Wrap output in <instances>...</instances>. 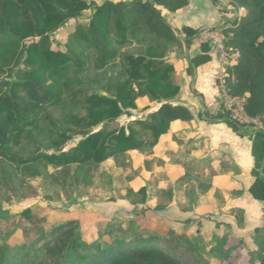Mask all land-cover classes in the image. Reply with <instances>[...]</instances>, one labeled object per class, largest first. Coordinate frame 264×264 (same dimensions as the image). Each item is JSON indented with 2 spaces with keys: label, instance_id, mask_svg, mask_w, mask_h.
<instances>
[{
  "label": "trees",
  "instance_id": "16d2710c",
  "mask_svg": "<svg viewBox=\"0 0 264 264\" xmlns=\"http://www.w3.org/2000/svg\"><path fill=\"white\" fill-rule=\"evenodd\" d=\"M229 1L245 13L234 21L235 27L223 30L225 48L234 53L222 75L224 88L234 97L247 94L246 113L264 121V0ZM188 2L0 0V186L15 191L20 181L43 175L69 180L75 186L81 181L90 184L92 171L103 161L118 160L130 150H146L173 122L192 120L188 107L169 101L180 86L173 80L175 67L167 56L174 47L189 48L199 30L186 25L176 29L161 12V8L176 12ZM91 6L88 23H76ZM72 21L74 24L66 25ZM62 26L67 27V37L63 42L53 41L51 34ZM128 45L137 47V52L130 51ZM209 51V42L202 41L199 51L187 57L189 75L209 62ZM118 60L121 77L110 87L112 94L82 85L84 78L116 66ZM146 95L163 101L148 118L114 127L120 115L136 107V98ZM53 110L60 116L54 117ZM198 117L225 122L243 134L222 106L216 113L199 111ZM100 124L102 127L93 129ZM35 133L46 135L54 150L26 152L23 145H36ZM145 134L149 138L143 137ZM73 135L82 138L65 148ZM252 155L256 178L250 193L264 201V180L257 176V169L264 167L262 131L252 132ZM48 166L53 173L48 172ZM20 217V226L27 231L34 222L31 210L24 209ZM75 223L37 230L36 242L46 236L51 241L57 239L51 251L52 264H198V258L185 254L190 249L186 243L175 242L173 232L169 237L142 232L89 242L77 239L74 232L61 239ZM27 243L0 246V264H11L14 256H25L20 263L37 264L38 249Z\"/></svg>",
  "mask_w": 264,
  "mask_h": 264
},
{
  "label": "rangeland",
  "instance_id": "374dc122",
  "mask_svg": "<svg viewBox=\"0 0 264 264\" xmlns=\"http://www.w3.org/2000/svg\"><path fill=\"white\" fill-rule=\"evenodd\" d=\"M86 1L101 4L104 0ZM123 1L129 2L131 0ZM215 5L223 14L231 13L230 20H222L221 23L210 28H201L195 37L208 42L214 40V37H220L221 45L218 54L223 63L227 61V64H224L226 68L233 62L234 53L227 51L225 48L223 30L235 27L234 21H238L245 13V9L237 7L234 2L229 0H216ZM92 11L93 6L82 11L76 23L87 24ZM161 12L174 28H181L174 26L170 18L171 14L167 10L161 8ZM208 15L206 16L207 19L202 17L199 23L212 22L214 15L212 13ZM70 24H74L73 21L66 25ZM203 31H206L208 35L203 36L201 34ZM66 37V26L60 27L51 34V39L55 42H63ZM127 48L133 52H137L138 49L134 45H128ZM189 48L174 47L173 51L167 56L175 67L173 80L180 86L179 93L169 100L175 104L187 101L188 94L186 90L193 92L194 80H190L186 84L183 78L185 66L187 65V54L190 53ZM223 51L226 53V57H222ZM119 77H121L120 60H118L116 66L110 67L98 75L93 74L88 78H84L82 85L91 91L112 94L113 90L110 87ZM220 95L221 87L219 98ZM162 101L153 100L148 95L136 98V107L128 109L120 115L115 120L114 127H127L131 120L148 118L149 114L155 111ZM198 107L201 111V107ZM219 107V105L212 107L209 111L216 113L221 109ZM196 108L193 109L195 113L198 112ZM53 115L59 117L60 113L53 110ZM100 127H102V124L93 127V129ZM182 129L185 130L178 127L179 132ZM247 130L248 127H240V131L244 133H247ZM34 137L36 145L31 143L23 145L26 152L32 153L38 149L54 150L46 135L35 133ZM143 137L149 138L148 134ZM81 138V135H73L64 144V147L76 144ZM23 149L21 148L20 151H23ZM178 153L174 152L173 154L169 151L166 141L156 148L152 146L146 150L127 151L118 160L109 158L96 166L92 171L90 184L81 181L75 186L69 180L62 182L57 177L43 175L20 181V185L15 191L0 186V246H14L28 241L27 245L33 250L38 249L39 260L37 264L43 261L52 264L51 251L54 249L57 239L51 241L50 237L46 236L36 242L34 241L37 235L36 232L41 229L49 230L51 227L67 221H76V223L61 239L68 238L74 232H77V239L86 242L99 237L102 241H107L111 235H129L142 232H155L160 237L171 236L173 230L170 228L168 219L161 213L164 211L167 199L171 196L172 188L166 187L165 184L158 186V190L161 191L159 194L160 199L155 205L153 201V182L155 180L161 179L160 181L163 182L165 177L178 176L184 179L188 178L191 180V185L186 186L189 194H194V191L198 189H205L208 194L207 199L212 202L216 197L224 195V189L226 191L229 189L228 180L222 186H219V183L224 181L215 176L214 169L209 167L208 164L201 165L197 162L196 156L194 158L183 156L182 158V155ZM193 155H197L196 151ZM204 166L208 167L206 174L203 176V172H205L203 168H206ZM73 169L74 165L71 166L70 170L73 171ZM47 170L49 173L54 172L51 166H48ZM199 184L202 185L198 186ZM26 208L31 210L34 218V222L30 224L27 231L20 226V214ZM205 219L212 221L210 217ZM108 231H111V233H108ZM174 233H176L175 242L186 243L190 249L185 254L198 258V264H260L261 258L264 257V233L254 235L259 250L246 248L241 240H235L225 228L221 232L216 231L214 224L208 221L181 224ZM47 240H50V242ZM20 258H25V256H14L10 263L30 264V262L20 263Z\"/></svg>",
  "mask_w": 264,
  "mask_h": 264
},
{
  "label": "crops",
  "instance_id": "0c3cea01",
  "mask_svg": "<svg viewBox=\"0 0 264 264\" xmlns=\"http://www.w3.org/2000/svg\"><path fill=\"white\" fill-rule=\"evenodd\" d=\"M168 13L171 14L170 18L174 26L179 28L186 25L197 30L216 26L222 20L229 21L231 16V13L223 14L219 11L211 0H189L182 9L176 12L168 11ZM206 13H212L214 19L212 22L200 24L199 20L202 17L207 19L206 16H209ZM196 38L189 46L190 53L187 57L199 51L202 40L199 37ZM213 39L209 42V62L196 67L192 75L186 71L188 62L185 66L183 75L185 83L188 84L190 80H194V86H192L193 92L186 90L187 101L180 104L188 107L193 114V119L173 122L169 130L159 137L153 148L166 141V146L173 154L179 152L182 158L196 156L198 163L208 164L214 169L215 176L224 181L220 182L219 186L228 180L229 189L228 191L224 189V195L216 197L212 202L207 199L208 194L205 189H198L194 191V194H189L186 186L191 185V180L188 178L165 177L163 182L160 181L161 179L153 182V201L155 205L159 202L161 191L158 190V186L165 184L166 187L172 188L171 196L167 199L161 214L168 219L173 233L181 224L208 221L214 224L216 231L221 232L225 228L235 240H241L246 248L259 250L254 235L264 233V201L253 198L250 193V187L256 178L253 174L255 164L252 155L253 130L248 129L247 133L241 131L243 134H239L225 122L198 117L200 111L198 106L201 107V111L206 109L210 113H213L209 111L212 107L218 105L223 107L219 98V77L223 75L225 65L218 54L221 45L220 37ZM195 107H197V113L193 112ZM178 127L185 130L182 129L179 132ZM194 151L197 155H193ZM208 166H204L206 168H203L205 171L203 176ZM257 176L264 180V167L257 169ZM200 185L202 184L198 186ZM206 217H210L212 221L205 219Z\"/></svg>",
  "mask_w": 264,
  "mask_h": 264
},
{
  "label": "built area",
  "instance_id": "2783aa9c",
  "mask_svg": "<svg viewBox=\"0 0 264 264\" xmlns=\"http://www.w3.org/2000/svg\"><path fill=\"white\" fill-rule=\"evenodd\" d=\"M203 36H207L208 33L203 31ZM204 38V37H203ZM206 38V37H205ZM222 57H226V53L223 51ZM227 64V61L224 64ZM219 85L221 87L220 103L229 112V118L240 127H248V129L259 130L264 132V121L259 117H252L248 115L244 109V103L247 94L241 97H234L228 94L224 88L223 77H219Z\"/></svg>",
  "mask_w": 264,
  "mask_h": 264
}]
</instances>
